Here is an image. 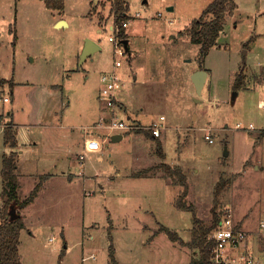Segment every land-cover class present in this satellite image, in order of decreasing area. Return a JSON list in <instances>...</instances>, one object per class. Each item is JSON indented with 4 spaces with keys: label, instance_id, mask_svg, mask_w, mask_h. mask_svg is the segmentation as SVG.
<instances>
[{
    "label": "rangeland",
    "instance_id": "obj_1",
    "mask_svg": "<svg viewBox=\"0 0 264 264\" xmlns=\"http://www.w3.org/2000/svg\"><path fill=\"white\" fill-rule=\"evenodd\" d=\"M49 1L0 0V80H10L0 84V223L9 209L2 197L4 154L17 152L21 201L41 185L35 200L17 209L25 223L22 264H110V244L119 264H188L196 251L160 231L167 226L190 242L194 227L192 212L176 203L183 186L166 176L163 163L183 169L186 201L207 225L216 185L229 179L219 210L231 208L243 229L258 232L264 218V0H234L237 7L204 61L189 29L213 0H125L129 12L121 22L130 24L119 33L114 0H63V10ZM61 19L69 25L57 26ZM122 31L129 36L123 57L110 41ZM87 40L100 49L83 61ZM116 59L127 96L114 111L98 94L101 75ZM198 70L208 72L201 94L192 80ZM241 71L245 82L236 89ZM114 114L125 128L110 129ZM12 118L19 147L5 143ZM97 121L105 128L97 139L106 144L87 154L84 165L83 129ZM153 123L161 129L158 138L147 134ZM114 133L124 138L115 141ZM63 172L75 175H56Z\"/></svg>",
    "mask_w": 264,
    "mask_h": 264
},
{
    "label": "trees",
    "instance_id": "obj_2",
    "mask_svg": "<svg viewBox=\"0 0 264 264\" xmlns=\"http://www.w3.org/2000/svg\"><path fill=\"white\" fill-rule=\"evenodd\" d=\"M48 6L51 8H57L63 10V0H50ZM236 3L234 0H213L203 11L200 18L196 19L190 29L189 34L194 43L201 45V61H204L206 56L212 47L218 44V39L222 32L225 30L228 16L233 15L236 9ZM114 11L116 13V23H120L121 20L128 15L129 4L125 0H114ZM123 40H128L124 31L121 33ZM124 34V35H123ZM129 42V41H128ZM10 80H0V84H5ZM245 82V74L241 71L236 79L235 88L240 89ZM13 86V85H12ZM145 132L146 130L140 129L138 132ZM148 135L155 137L152 131H147ZM5 143L10 146H17V138L15 134L14 124L10 123L5 126ZM157 153L160 157H164V150L161 141L157 143ZM17 154L12 152L11 154L3 155V168H2V180H3V192L2 197L4 204L9 208L7 212L1 216L2 222L0 223V264H22L20 255V236L21 230L25 227L23 217L12 220L10 215L11 206L14 205L18 208H25L32 203L37 197L41 185L37 184L32 190L30 196L23 201L19 198V189L21 187L17 170ZM166 173V176L174 179V183L183 186V190L177 198V205L180 209L192 212L193 237L190 242H184L182 237L175 231H172L167 226H161L160 231H164L168 234L172 241L178 242L181 245H187L192 250L196 251L197 255H194L188 264H215L212 260V249L214 246V240L212 238L213 231L220 224L224 211L219 210L220 197L224 190H226L228 184L231 182L229 179H222L215 188L214 192V206L212 208L213 220L210 225H207L198 216L197 209L193 204H188L186 197L188 195L189 187L187 183V176L180 166H171L163 163L160 165ZM152 169V168H151ZM151 169H145L142 173L152 171ZM164 173V174H165ZM140 175V174H139ZM178 178V180H176ZM66 248V247H65ZM110 264H119L115 256V248L113 244H110Z\"/></svg>",
    "mask_w": 264,
    "mask_h": 264
},
{
    "label": "built area",
    "instance_id": "obj_3",
    "mask_svg": "<svg viewBox=\"0 0 264 264\" xmlns=\"http://www.w3.org/2000/svg\"><path fill=\"white\" fill-rule=\"evenodd\" d=\"M129 24L130 22L124 21L121 27L114 25L113 30L119 33L121 28H127ZM110 41L115 45V53L122 57L126 56L127 50L123 38L117 39L116 36H111ZM121 65L122 62L116 59L114 69L101 75L99 99L114 111L117 108L115 107L117 105V92L124 86L115 69ZM8 99L6 98L5 100ZM261 106L264 109V101ZM164 119L165 117L161 116V120ZM125 127V121H117V117L114 114L110 129L114 131ZM238 127H242V125L238 124ZM253 127L254 125L250 124V128ZM151 131L155 137L161 135V129L157 123H153ZM210 142H213V139H210ZM102 148L103 144L99 139L94 137L87 139L86 152H100ZM85 154L83 153L79 156L82 162L85 160ZM212 238L215 243L212 249V260L215 264H264V218L259 224L258 232L246 231L235 221L232 209L226 208L220 224L213 231ZM53 240L54 238H51V241Z\"/></svg>",
    "mask_w": 264,
    "mask_h": 264
},
{
    "label": "water",
    "instance_id": "obj_4",
    "mask_svg": "<svg viewBox=\"0 0 264 264\" xmlns=\"http://www.w3.org/2000/svg\"><path fill=\"white\" fill-rule=\"evenodd\" d=\"M169 10H173V8H169ZM67 22L65 20H61L57 23V26H66ZM125 48L126 50H129V42L128 40H124ZM99 48L98 45H96L92 40H87L86 48L82 52V60L84 61L87 57H89L92 53H94L95 49ZM208 72L206 70H198L193 74L192 80L196 86L198 94H201L203 91V88L206 84ZM237 93L235 92L233 99L236 98ZM123 137L122 134H118L117 136H114L113 139L115 141L120 140ZM228 153H226L227 155ZM10 215L11 219L15 220L20 217V214L17 212V208L12 205L10 209Z\"/></svg>",
    "mask_w": 264,
    "mask_h": 264
},
{
    "label": "crops",
    "instance_id": "obj_5",
    "mask_svg": "<svg viewBox=\"0 0 264 264\" xmlns=\"http://www.w3.org/2000/svg\"><path fill=\"white\" fill-rule=\"evenodd\" d=\"M61 20H64V19H61ZM66 21V20H65ZM67 22V21H66ZM67 25H69L68 24V22H67ZM223 33V32H222ZM128 38H129V36H128ZM129 41V40H128ZM100 49V47L99 48H96L95 49V51L94 52H96L97 50H99ZM93 54V53H92ZM91 54V55H92ZM87 59V58H86ZM85 59V60H86ZM208 77V76H207ZM5 79H7V78H5ZM206 82H207V80H206ZM101 88V87H100ZM99 95H100V90H99V94H98V98H100L99 97ZM126 94H125V91H124V89H123V87L118 91V97H117V100L118 101H120L121 103H122V101H123V99L124 98H126ZM6 98H8V97H4V100L6 99ZM14 98V97H13ZM120 99V100H119ZM5 101H8V100H5ZM10 114H12V113H10ZM108 114V113H107ZM110 114H111V112H110ZM106 115V114H105ZM104 116H102L101 117V119L103 118ZM101 119H100V121H101ZM11 121H13V123H14V129H15V134H17L16 133V128L18 127V124L17 123H15V121H14V118H12V120ZM99 121V120H98ZM96 122L95 123V125H93V126H90V127H88V128H84L83 129V136H82V153H86L85 154V159H86V155L87 154H95V153H100V152H86V150H85V145H86V141H87V139H89V138H98L97 136H100V133H102V132H100V131H102V130H104L105 128H104V126H100L99 125V122ZM5 126H6V124H5ZM4 128V127H3ZM90 130H93L92 131V133L90 132ZM89 134V135H88ZM118 134H121V133H114L113 134V137L114 136H117ZM123 135V134H122ZM68 138H70V140H73V137L72 136H67ZM16 138H17V135H16ZM124 138V135H123V137L120 139V140H122ZM106 139H104L103 140V146H104V144H106L105 141ZM120 140H118V141H120ZM17 147H19V146H17ZM71 149V147H68V149H67V151L68 150H70ZM103 150V149H102ZM12 152H14L13 150H12ZM16 154H17V152H16ZM17 158H18V155H17ZM99 159L100 160H102V157H99ZM83 163V162H82ZM84 165H85V163H83ZM83 170L85 171V169L83 168ZM145 170V169H144ZM83 172V171H82ZM56 174V173H55ZM57 176H62V175H65V176H73V175H75L73 172H69V173H66V172H63L62 174H56ZM85 176V175H84ZM150 176V175H149ZM128 177V176H127ZM131 177H134V176H131ZM139 177V176H138ZM146 177H148V176H146ZM160 234V233H159ZM159 234H156V236H159ZM65 247H67V245L65 246ZM84 258L85 257H83V260H84Z\"/></svg>",
    "mask_w": 264,
    "mask_h": 264
}]
</instances>
